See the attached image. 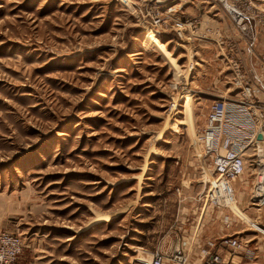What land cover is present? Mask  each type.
<instances>
[{"label": "rangeland", "instance_id": "1", "mask_svg": "<svg viewBox=\"0 0 264 264\" xmlns=\"http://www.w3.org/2000/svg\"><path fill=\"white\" fill-rule=\"evenodd\" d=\"M178 1L0 0V232L24 240L14 264H149L202 207L212 172L197 137L224 84L215 36L186 47L152 26L171 7L210 21L203 0ZM247 166L222 237L252 231L237 207L264 227Z\"/></svg>", "mask_w": 264, "mask_h": 264}, {"label": "built area", "instance_id": "2", "mask_svg": "<svg viewBox=\"0 0 264 264\" xmlns=\"http://www.w3.org/2000/svg\"><path fill=\"white\" fill-rule=\"evenodd\" d=\"M191 1L196 0H179L178 5ZM202 4L209 6L206 15L212 21L204 22L205 26L194 18L182 20L173 7L163 16L157 14L152 26H170L178 40L189 44L195 39L209 42L216 37L215 60L224 85L217 100L212 101L197 137L213 176L199 202L203 208L234 214L230 208L231 204L237 205L233 184L243 179L249 163L256 180L250 194L251 206L257 207L260 194L264 195V0H203ZM162 18H167L168 24ZM187 65L190 74L199 63ZM216 247L246 262L257 256V250L238 236L222 237ZM24 248L18 234L0 232V264H14ZM184 254L179 247L154 251L149 264H192ZM205 254L209 255L199 264H233L225 262L217 251Z\"/></svg>", "mask_w": 264, "mask_h": 264}, {"label": "crops", "instance_id": "3", "mask_svg": "<svg viewBox=\"0 0 264 264\" xmlns=\"http://www.w3.org/2000/svg\"><path fill=\"white\" fill-rule=\"evenodd\" d=\"M237 182L233 184V188L237 193ZM250 198V197H249ZM250 200V199H249ZM264 201V198L261 200ZM251 206V204H250ZM236 208V206L234 205ZM253 207V206H251ZM263 207V206H261ZM252 209H255L254 207ZM240 217L246 223L251 224L256 228L257 221L247 218L241 210L237 207ZM260 211V209H255ZM226 211L213 210L211 208L194 207L191 216L181 215L179 229L176 232L181 237L178 243H173L172 246H177L183 253L189 254L188 258L192 264H199L205 256L218 252L225 262L233 264H264V235L254 230L250 231L246 226L239 225V227L231 226L233 236H238L240 239L248 242V247L257 250V256L251 262H246L241 256H230L225 249L216 247L217 241L224 236L226 226H230L227 218L223 216ZM256 220V218H255ZM259 224V223H258ZM235 225V224H234ZM258 230L264 232L263 225H257ZM230 229V228H227Z\"/></svg>", "mask_w": 264, "mask_h": 264}, {"label": "bare ground", "instance_id": "4", "mask_svg": "<svg viewBox=\"0 0 264 264\" xmlns=\"http://www.w3.org/2000/svg\"><path fill=\"white\" fill-rule=\"evenodd\" d=\"M160 4H164L163 2H160ZM153 32V31H152ZM154 33V32H153ZM155 34V33H154ZM156 35V34H155ZM157 36V35H156ZM181 44H184V46H186L187 47V45H189V43L188 42H186V41H183ZM181 126V125H180ZM174 127V126H173ZM174 128H176V127H174ZM178 128V127H177ZM212 182H213V176H212ZM263 194V193H262ZM262 194H260V198L258 199V203H259V205L257 206V207H261V206H263L264 204H263V202L261 201L263 198H264V195H262ZM235 206H237V205H235ZM234 207V204H231V206H230V208L232 209ZM146 258V257H145ZM133 260H135V261H139V262H142V263H146V260L145 259H142L140 256H136Z\"/></svg>", "mask_w": 264, "mask_h": 264}, {"label": "water", "instance_id": "5", "mask_svg": "<svg viewBox=\"0 0 264 264\" xmlns=\"http://www.w3.org/2000/svg\"><path fill=\"white\" fill-rule=\"evenodd\" d=\"M258 140H261V136H258Z\"/></svg>", "mask_w": 264, "mask_h": 264}]
</instances>
